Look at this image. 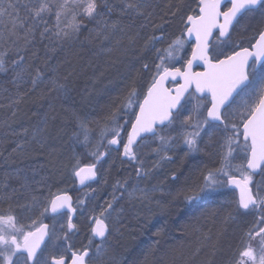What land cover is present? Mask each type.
<instances>
[{"label": "snow or ice", "instance_id": "1", "mask_svg": "<svg viewBox=\"0 0 264 264\" xmlns=\"http://www.w3.org/2000/svg\"><path fill=\"white\" fill-rule=\"evenodd\" d=\"M150 7V0H0V44L10 46L0 52V73L11 72L10 82L17 87L22 82L28 83L24 78L25 57L21 54L20 41L26 48L38 37L41 42L49 41L46 49L55 52L64 42L79 39L85 29L88 38L94 35L108 39L117 31L136 27L141 17L148 22L139 23L138 29L149 27L151 21L148 18L152 14L147 9ZM178 13L179 34L170 39L166 48L156 47L164 39L163 35L152 34L145 40L144 48L155 49L159 61L155 63V72L146 91H141L135 81L131 83L123 102L105 115L106 124L101 129L95 150L88 151L86 156L74 150L71 175L82 187L95 192L91 182L98 178V165L106 155L119 151L120 145L122 156L135 166L139 179L151 171L145 169V161L138 154L149 136L159 141L153 152L160 159L153 167L170 159L167 153L175 146L177 138H182L187 148L185 156H188L203 150L200 142L204 137L208 138L209 145L214 137H218L215 149L220 167L203 175V182L190 188L193 194L185 200L192 204L221 189H234L233 212L240 216L255 215L256 222L240 237L225 264H264V0H178L170 15L176 17ZM53 19L54 23L51 22ZM89 24L93 27L89 28ZM136 35H140L139 30ZM193 38L191 58L182 67H174L172 62L181 59L180 53ZM12 49L16 56L6 59ZM194 64L202 66V70L194 71ZM144 67L148 69L149 65ZM169 78L178 83L183 81L174 95L165 87ZM40 83L51 85L49 93L64 90L62 95L65 98L69 95L70 90L65 84L55 78L46 80L45 74L37 68L28 91L35 90ZM189 100L195 101L190 110L186 109ZM137 107L138 111H134ZM121 109L125 116L134 115L135 120L121 123ZM66 111L71 112L79 129L73 133L75 143L87 148L91 142L90 125L99 124V121L91 120L76 109ZM129 122L131 129L127 131V142H123L122 132ZM44 123H47L46 118ZM22 150L23 143L16 142L12 152ZM21 171L5 172L0 179V264H121V258L106 246L115 227L112 221H119L118 213L113 216L116 212L114 204L125 194L129 200H151L148 190L135 185L129 190V180L125 178L115 182L112 199L106 202V207L100 205L99 211L95 206L87 209L88 201L80 199L78 203L84 206L81 211L90 213L86 225L90 235L86 245L75 248L69 237V233L77 230L71 215L68 216L67 232L63 231V224L61 232H57L55 228L49 230V225L43 222L37 225L35 219L30 223L21 219L22 214L39 208H43L41 216L49 211L58 214L65 207L69 213L76 210L70 197L52 192L51 185H47L48 193L44 194L46 178L30 180L26 175L21 176ZM257 175L261 177L260 181L254 179ZM12 179L18 181V186L9 183ZM38 190L40 194L36 195ZM120 190L117 197L116 192ZM158 190L154 186L151 192ZM157 204L162 205V202L157 201ZM227 219H235V216L230 213ZM183 227L199 231L187 223ZM165 234L163 227L154 233L161 238ZM208 239V236L204 237V240ZM160 245L161 239L155 240L150 251L159 250ZM216 251L218 248L213 245L212 256ZM199 253L198 247L193 256ZM207 264H212L211 259Z\"/></svg>", "mask_w": 264, "mask_h": 264}, {"label": "trees", "instance_id": "2", "mask_svg": "<svg viewBox=\"0 0 264 264\" xmlns=\"http://www.w3.org/2000/svg\"><path fill=\"white\" fill-rule=\"evenodd\" d=\"M150 2L152 7L147 9V12L152 14L148 18L151 23L144 29H138L139 23L148 22L143 17L138 18L136 27L124 32L117 31L108 39L94 35L88 38L89 34L85 29L79 39L64 42L62 46H57L55 52L46 49L45 45H48L49 41L41 42L38 37L33 45L26 48L23 41L19 42L20 48L23 49L21 54L25 57L24 78L28 83L22 82L17 87L10 82L11 72L0 73V179H3L5 172L21 169L20 175H26L30 180L40 181L46 178V186L42 189L45 195L48 192L47 185H51L52 192L61 191L58 190L60 187L56 186L61 175L54 170L56 160L66 157L69 146L75 147L81 154L86 153L83 144L75 143L73 133L79 129L71 117V112L66 109H76L91 120L99 121V124L90 125V137H95L106 124L105 115L123 102L133 81L141 91H146V86L155 72V63L159 61L156 60L155 49L144 48L145 40L152 34L163 35L164 39L157 43L156 47L166 48L170 39L179 34L180 27V14L176 17L170 15V10L175 9L178 0ZM51 22L54 23V19ZM124 22L127 23V18H124ZM152 25L161 27L153 28ZM88 27L93 25L89 24ZM137 30L140 31L139 36L136 35ZM187 46L188 44L180 53L183 58L186 54L187 58L189 54ZM9 47L0 44V52ZM15 56L16 51L12 49L6 59ZM145 64L149 65L148 69H145ZM37 68L45 74L46 80L55 78L59 83L65 84L70 90L68 97L62 95L64 90L49 93L48 88L51 85L48 83H40L35 90L28 91L31 77L35 75ZM53 116L56 118L53 119ZM133 118L131 113L125 116L123 109L120 110L121 123L128 119L132 121ZM130 124L131 122L122 132L123 142H126ZM80 139L83 140L82 135ZM16 142L23 143V150L14 153L12 149ZM122 151L123 147L120 145L119 151H112L98 165V179L92 184L96 191L90 200L97 210L100 205L106 207V202L112 199L113 185L117 180L128 178L129 187L136 184H145L147 188L152 186L150 179L157 170L153 169L148 176L138 179L135 166L121 156ZM151 152L152 160L145 161V169L151 170L154 158H159L153 149ZM173 153H169L170 158ZM218 159L214 149L204 148L192 160H177L170 172L168 169L163 171L167 182H170L173 176L176 177L174 183L179 191H164L151 200H142L137 207L126 204V194L115 202L116 212L122 210V214L120 222L117 223L118 230H112L106 246L121 258V264H207L209 259L212 264H225L239 244L240 237L255 224L256 216L236 215L231 203L236 194L233 191H223L226 188L192 204L185 200L186 196L193 194L189 189L200 184L207 171L204 169L211 163L215 165ZM166 161H160L158 169ZM254 179L260 181L261 177L257 175ZM9 183L18 186L15 179ZM85 190L87 188L78 191L74 187L64 191L72 196L76 209L73 223L76 224L77 230L69 233L70 242L78 237L83 242L80 248L88 243L87 237L90 235L86 226L88 216L78 207L79 198ZM121 191L116 192L117 197ZM39 194L40 190L36 192V195ZM157 201L168 207L163 208ZM230 213L235 219L226 220ZM24 215L27 216L22 214L21 218ZM48 219L47 212L39 223ZM185 223L194 225L199 231H194L192 227L184 229ZM161 227L166 230L162 238L154 235ZM205 236L209 239L204 240ZM157 239H161L159 250L150 251ZM213 245L218 248L215 256H212ZM198 247L200 253L193 256Z\"/></svg>", "mask_w": 264, "mask_h": 264}, {"label": "rangeland", "instance_id": "3", "mask_svg": "<svg viewBox=\"0 0 264 264\" xmlns=\"http://www.w3.org/2000/svg\"><path fill=\"white\" fill-rule=\"evenodd\" d=\"M180 56H181V59L175 61L173 64H175L177 62H182V61L185 60L184 59L185 56L183 58V54H180ZM194 103H195V101L189 100V102L186 104V109L190 110ZM184 114L186 115L187 111H185ZM178 127H179V125H177V128ZM100 132L101 131L98 132L97 136L91 137V142H90V144L88 145L87 148L85 146L83 147V149H85V151H86L85 154H87L88 151H94L95 150V146L98 143L99 138H100ZM90 135L92 136V134H90ZM173 135H175V133H173ZM218 139H219L218 137H214L213 138V143L211 145H209L208 144V138L204 137V139L200 142L201 149H204V148L206 150H213L214 149V151L216 152L215 144H216V141H218ZM158 143H159V141L154 139V138H149V139L145 140L144 143L138 149V154L141 156V158L144 159V161H148V162L151 161L152 160V156L150 155V153L152 154L151 150L154 149L158 145ZM104 145L107 146V141L106 140L104 141ZM108 147H110V146H108ZM67 150H68V152H67L68 154L66 155V157H61L60 159L56 160L55 165H54V168H55L54 170H56V172H58V173L59 172L61 173V175L59 176L60 181H58L57 184H56L57 187H60V188H58V190L60 189L61 191H54V193H61V192L67 191L68 189H73L75 187L74 177L71 175V171H70L71 163L73 162L72 161V157H73V152L75 150V147L69 146ZM100 150L104 151V148L101 147ZM174 151H180V152H174ZM186 151H187V148L183 144L182 138H177V140L175 141V146L172 147L171 149H169V151L167 153V155L169 156V153L172 154L174 152L172 158H170V161L167 160L159 169H158V167L155 168V170H157V171L154 173L153 179L151 180V182H153V183H161L163 185L168 183L167 186H169L170 191H179V189L177 190L178 187L175 185L176 183H174V179L173 178H170L171 179L170 182L166 181L167 177L165 175H163V171L168 169L167 171L170 172V170H171L170 168H172L173 166L176 165V163H174L175 161L183 160V159L184 160H186V159L192 160L193 159L192 155L196 156V155H198L201 152V151L200 152H195V153H192L190 156L189 155L185 156V152ZM54 152H58V151H54ZM75 152L77 154H81V153L77 152L76 150H75ZM241 155H243V154L241 153ZM56 156H58V155H56ZM216 156H217V158L219 157L217 154H216ZM87 159L91 160V157H87ZM154 159L155 160L153 162L159 160L160 157L159 158L156 157ZM171 161H172V163H171ZM153 162L151 164H153ZM219 167H220V159H218V161H216L215 165H214V163L209 164L204 169V170H207L204 175H206L207 172L210 169L214 170V169L219 168ZM202 182H203V179L201 180L200 183H202ZM135 186L138 187V188H143V189L148 190L151 198H155V196H157V194H158L157 191H155L154 193L151 192V189L155 185H152V186H150L148 188H147V186L145 184H136ZM192 188H194V187H192ZM158 189H159V187H158ZM129 190H131V187H129ZM223 191H232V190H230L229 188H226V190H223ZM47 193L48 192H46V194ZM210 195H208V196H210ZM92 197H93V192H91L90 189H87V190H85L84 193H82V195L80 196L79 200L80 199H86L88 201L87 209H91V208H93L95 206L92 202L90 203V200H92ZM41 199H42V202H43V198H41ZM126 200H127L126 201L127 205H133V206H136V207L138 206V204L142 203V200H129L128 197H126ZM78 207H79L80 210L84 208V206L80 205L79 203H78ZM97 211H99V210H97ZM41 212H43V208H39V209H37V210H35L34 212H31V213H25V214H27V216L24 215V216H22L21 219L24 220L25 223H30L32 219H35L37 221V225H38L39 221L44 216V215L43 216L40 215ZM83 212L86 213L87 216H89V214H90L88 210H84ZM117 213L119 214V219H120V214H122V210H118L117 212H114L113 216L115 217L117 215ZM159 214H161V212H159ZM119 222L120 221L117 222L116 220L112 221V223L115 224V227L113 228V230H115V232H117V229H118L117 223H119ZM61 224L64 225L63 231L66 232V230H67V216L56 218L53 221V224H52V227H51L50 230L55 228V230L57 232H61V227H60ZM82 243L83 242H81V240H79L78 237H75L72 240V242H71V244L74 245V247H76V248H80Z\"/></svg>", "mask_w": 264, "mask_h": 264}, {"label": "water", "instance_id": "4", "mask_svg": "<svg viewBox=\"0 0 264 264\" xmlns=\"http://www.w3.org/2000/svg\"><path fill=\"white\" fill-rule=\"evenodd\" d=\"M185 39H187V37H185ZM194 43H195V41H194V38H193L192 41L189 42V44H192V45H193ZM191 51H192V49H191ZM189 58H191V53H190ZM195 68H200V69L202 70V66H199V65H197V64H194V69H195ZM178 80H179V78H178ZM182 82H183V81H179V83H182ZM179 83H178L177 81H173V80H171V78H169V80L166 81V83H165V87L169 88V89L171 90V94L174 95V94H175V90H176V88L179 87ZM170 85H175V86H170ZM169 86H170V87H169ZM190 91H191V89H190ZM185 95L187 96V94H185ZM182 102H183V101H182ZM136 111H138V107H137ZM134 120H135V116H134V118H133L132 121H134ZM130 129H131V124H130L128 130H130ZM148 138H152V137L149 136ZM126 142H127V140H126ZM111 147H112V148H115L116 146H111ZM97 179H98V178H97ZM74 180H75V177H74ZM96 181H97V180H96ZM96 181L91 182V183L93 184V183H95ZM75 186H76V189H77L78 191L84 189V187H82L78 182H75ZM229 189H230V188H229ZM230 190H233V191L235 192L234 189H230ZM60 194H65V195L69 196L70 199H71L72 206H73V208H74L72 196H71L69 193H60ZM48 213H49V215H50L51 217H56V216H59V215H62V214H67L68 216L71 215V216L73 217V220L75 219V216H76V210H75L74 212H72V213H69V212H68V209H67L66 207L63 208V209H61V210H60V213H58V214H53L51 211H49ZM42 247H43V245H42Z\"/></svg>", "mask_w": 264, "mask_h": 264}, {"label": "flooded vegetation", "instance_id": "5", "mask_svg": "<svg viewBox=\"0 0 264 264\" xmlns=\"http://www.w3.org/2000/svg\"><path fill=\"white\" fill-rule=\"evenodd\" d=\"M188 48H189V54H188V56H187V58H185V60L184 61H182V62H180L179 64H177L175 67H182L183 65H184V63H185V61L187 60V59H189V56H190V53H191V49H192V45H190V44H188ZM201 69L200 68H195L194 69V71H200ZM170 86H175V85H170ZM169 86V87H170ZM189 102V101H188ZM187 102V103H188ZM126 140H127V138H126ZM120 147V146H119ZM123 152V151H122ZM122 154V153H121ZM122 156V155H121ZM123 157V156H122ZM124 159H126L125 157H123ZM168 161H170V159L168 160ZM73 205H74V208H75V201H74V199H73ZM64 216H67V219H68V215H66V214H62V215H59V216H56V217H51V216H49V219L47 220V221H44L43 223H45V224H48L49 225V230L51 229V227H52V224H53V221L56 219V218H59V217H64ZM75 220V219H74ZM74 220H73V222H74ZM69 255H70V253H69Z\"/></svg>", "mask_w": 264, "mask_h": 264}, {"label": "bare ground", "instance_id": "6", "mask_svg": "<svg viewBox=\"0 0 264 264\" xmlns=\"http://www.w3.org/2000/svg\"><path fill=\"white\" fill-rule=\"evenodd\" d=\"M192 156H193L192 158H195L194 155H192ZM154 163H155V162H153V164H151V168H152L151 171H152L153 169L155 170V168H156V167H153ZM152 172H153V171H152ZM152 179H153V176L151 177L150 181H151ZM151 184H152V185H155V186H157V187H159V190L157 191L159 195H160L162 192H164V191H170L169 186H167L168 183H166L165 185H163V184H161V183H153V182H151Z\"/></svg>", "mask_w": 264, "mask_h": 264}]
</instances>
